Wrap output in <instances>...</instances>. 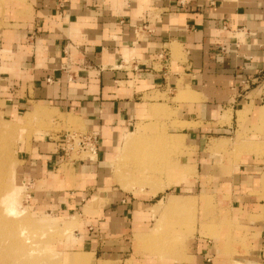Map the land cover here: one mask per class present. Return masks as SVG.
<instances>
[{
	"label": "crops",
	"instance_id": "1",
	"mask_svg": "<svg viewBox=\"0 0 264 264\" xmlns=\"http://www.w3.org/2000/svg\"><path fill=\"white\" fill-rule=\"evenodd\" d=\"M45 108L30 122L76 118L98 131V150L66 167L62 135L31 132L17 147L28 206L60 223L80 209L72 243L95 264L258 263L264 0H7L0 6V124L25 125L28 113ZM167 108L183 125L174 134L191 153L192 177L156 194L123 189L118 149L136 125L164 119ZM243 128L242 152L222 159L219 149L234 145ZM206 195L220 204L212 219L223 223L213 235L188 211ZM171 196L188 203L167 208ZM175 221L190 223L188 233L168 232L163 248L153 242L141 260L144 239ZM230 226L228 252L221 234ZM173 235L181 244L175 249L165 245Z\"/></svg>",
	"mask_w": 264,
	"mask_h": 264
},
{
	"label": "rangeland",
	"instance_id": "2",
	"mask_svg": "<svg viewBox=\"0 0 264 264\" xmlns=\"http://www.w3.org/2000/svg\"><path fill=\"white\" fill-rule=\"evenodd\" d=\"M5 1L7 0H0V6ZM45 109H42L40 113H28L24 119L25 125L21 123L11 125L6 122L0 124V264L6 262V264H71L68 259L74 255H81L80 257L84 259L82 264H95L94 258H88L85 253L81 252V248L72 243L74 239L72 236L74 235L70 229L76 225V220L82 216L80 209L78 214H73L72 218L62 221L61 224L60 221H52L54 219L51 217L38 215L28 206L30 199L28 200L27 194L30 192L21 183L18 164L19 153L17 147L19 142L29 139L33 131L49 132L52 137L62 135L61 144L66 133L86 132L84 128L79 127L76 118L74 120L67 119L68 116H57L53 120H46L41 123H38V120L30 122L38 115L48 114V110L45 111ZM167 109L164 119L136 125L133 131L128 133L126 139L123 140L122 150H120L121 148L118 149L119 157H116V160H120L119 163H116L118 164L116 169L118 174L121 167L122 174H125L120 177V185L123 189L137 193V191L149 188L152 194H156L169 181L182 178V175L186 179L192 177V167L187 165L190 163L191 153L184 146L183 138L174 134L175 130L183 125H180L174 119L172 110ZM152 111H161V109L153 107ZM240 131L234 145H230L227 150L225 147L219 149L222 159L223 157H225L224 159H236L242 152L240 147L243 145V141L247 142L246 140H248L246 136L248 130L243 128ZM66 153L62 158V163L66 167H71L78 162L88 161V157H92L88 151L81 150L77 146ZM9 191L13 195L14 209L11 211L3 203L6 193ZM171 191L186 194V191H175L173 189ZM167 192H170V190ZM178 203L176 198L171 196L165 203V207L175 208ZM186 203H188V200L179 204ZM160 205L161 202L156 204L154 210L161 207ZM162 205L164 206V204ZM219 207L220 204H218L215 196L206 195L205 198L200 197L199 205H194V208L188 209V211L189 214L193 211L195 215H199L200 221L206 223L208 234L213 235L221 231L219 224L223 223L218 224L212 219L214 218L212 212H217V208L219 211ZM206 210L209 212H206ZM189 224L184 221L169 222V224H165L164 228L162 227V230L158 226L157 231L152 232L147 239H144V245L138 249L137 255L140 258L142 257L141 260L145 259L147 254L151 253L150 245L153 242H157L156 246L161 249L163 248L162 244H164L162 241L164 237L162 236L167 238L169 236L168 232H178L185 235L189 231ZM231 228L232 226L228 227V231L221 234L225 238L224 242L227 245L226 251L228 252L231 251L229 246L232 241L230 237ZM145 245L148 248L144 247ZM165 245H172L175 249V246L178 247L181 244L180 240L173 235L166 240ZM257 253L258 263L256 264H264V241H261V247Z\"/></svg>",
	"mask_w": 264,
	"mask_h": 264
},
{
	"label": "built area",
	"instance_id": "3",
	"mask_svg": "<svg viewBox=\"0 0 264 264\" xmlns=\"http://www.w3.org/2000/svg\"><path fill=\"white\" fill-rule=\"evenodd\" d=\"M182 3L183 0H180V4ZM221 49H224V47H221ZM98 140V131L86 130L85 133H66L63 137L62 156H65L68 150H72L74 146H77L81 150L88 151L92 157H88L87 160H92L96 156L98 150Z\"/></svg>",
	"mask_w": 264,
	"mask_h": 264
},
{
	"label": "bare ground",
	"instance_id": "4",
	"mask_svg": "<svg viewBox=\"0 0 264 264\" xmlns=\"http://www.w3.org/2000/svg\"><path fill=\"white\" fill-rule=\"evenodd\" d=\"M14 194V193H12ZM3 203L6 205V207H8L7 209L9 211L13 210L14 207H13V195H11V192H7L6 193V196L5 198L3 199ZM4 255V254H3ZM6 256V255H5ZM4 256V257H5ZM81 256V255H80ZM80 256H77V255H74V256H71L68 260H70L71 264H82V261H84L83 258H81ZM4 259V258H3ZM3 263H4V260H3ZM7 263V262H6ZM5 263V264H6Z\"/></svg>",
	"mask_w": 264,
	"mask_h": 264
}]
</instances>
